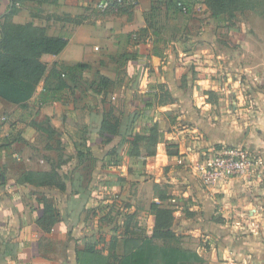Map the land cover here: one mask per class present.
I'll return each mask as SVG.
<instances>
[{"label": "crops", "instance_id": "0c3cea01", "mask_svg": "<svg viewBox=\"0 0 264 264\" xmlns=\"http://www.w3.org/2000/svg\"><path fill=\"white\" fill-rule=\"evenodd\" d=\"M95 1L0 0V23L31 22L67 40L59 55L40 60L46 76L56 69L69 86L44 91L42 83L24 107L0 99V264H78V252L106 233L100 219L107 204L116 199L124 213L139 211L142 184L150 186V204L160 203L156 186L166 191L173 232L177 226L197 243L206 264H264V80L257 65L221 62L214 45L202 42L205 27L195 40L184 37L185 49L175 37L158 47L154 18L182 15L175 0H138L130 14L99 13ZM181 1L189 20L214 21L206 0ZM146 19L152 26L134 44L130 35L147 28ZM77 63L88 69L72 82L68 69ZM222 67L231 68L230 78L217 75ZM103 77L110 84L98 89ZM117 104L118 132L104 133V116ZM153 126L161 134L155 155L130 154L131 136ZM237 146L255 152L259 168L203 187L197 163ZM52 170L61 187L21 181Z\"/></svg>", "mask_w": 264, "mask_h": 264}, {"label": "trees", "instance_id": "16d2710c", "mask_svg": "<svg viewBox=\"0 0 264 264\" xmlns=\"http://www.w3.org/2000/svg\"><path fill=\"white\" fill-rule=\"evenodd\" d=\"M47 0H42L46 2ZM55 1V0H52ZM112 4H116L115 0ZM175 0L174 5L177 7ZM182 2V1H181ZM247 0H206V6L213 18L232 16L235 12L245 7ZM134 8L119 9V13L130 14ZM178 9V8H177ZM107 13V12H105ZM147 28L140 29L130 35L134 44L145 40L147 29L151 27L149 19H146ZM149 24V25H148ZM67 40L60 37H50L42 28L35 27L31 22L24 25L11 23L7 18L4 23H0V99L10 104L24 107L28 100L35 94L38 86L44 84V91L50 90L59 92L69 88L63 79L64 75L53 69L49 76L47 67L41 62L43 55H59L67 46ZM88 69L83 63H77L68 69L69 80L77 81L78 75ZM110 81L101 78L98 89H106ZM43 97V96H42ZM110 119V121H109ZM112 119V120H111ZM113 123V124H112ZM102 132L115 135L118 132V120L111 115L104 116ZM161 134L156 126L149 128L142 134L133 136L130 154L142 157L155 155L156 146L160 143ZM139 143H144L146 149L140 152ZM84 142L80 144L82 147ZM167 154H170L169 151ZM22 182L35 183L40 186L61 187V178L55 170L46 173H25ZM155 193L160 203H151L150 211L154 216L153 230L148 242L159 240L163 242V258L159 263H154L141 243L137 239H127L124 242L123 255L114 257L112 264H195L197 256L192 253L194 262L189 261L187 252L181 248L169 245L176 240L173 232L174 210L164 202L168 199L166 191L160 187H155ZM147 240V239H145ZM78 264H106L95 245H88L78 252ZM109 264V263H108Z\"/></svg>", "mask_w": 264, "mask_h": 264}, {"label": "rangeland", "instance_id": "374dc122", "mask_svg": "<svg viewBox=\"0 0 264 264\" xmlns=\"http://www.w3.org/2000/svg\"><path fill=\"white\" fill-rule=\"evenodd\" d=\"M208 11L211 15L209 9ZM181 14L182 15L175 13L170 17L159 14L158 17L154 18V25L155 28H158V38L160 39L157 43L158 47L165 48L166 44H168V39H173L175 37L177 38V44H180L185 49L184 37H191L192 40H195L193 38H195L196 33H198L197 31L205 27L208 30L202 38V42L204 44L214 45L212 47V49H214V54L221 62L224 60L232 62L231 59H233V61H242L243 64H246V62L253 63L257 65L255 71H257L258 77L264 80V0H247L245 7L235 12L232 16H224L217 19L211 16L214 21L209 17H201L199 19L192 17L191 20H189L190 18L186 16L187 13L184 15L183 13ZM194 14L197 13L195 12ZM196 20H198V22H196ZM188 25H190L192 32L186 36L184 30L181 34V28L187 27ZM196 55L197 54H192L191 56ZM228 68V71H226L222 67L221 72H218L217 75H220L224 80L230 78L232 71L230 67ZM241 81H244V79L242 78ZM117 91L118 89H116V92ZM162 100L166 101L167 98L163 96ZM116 107H118V104L110 108L112 117H116L113 114V109H116ZM79 120L82 121V118L80 117ZM2 123L7 124L8 120L4 119ZM132 139L133 136H131V140L128 141V147L130 149L132 146ZM138 146L140 151H145L146 146L144 143H139ZM85 162H87L85 163V167L90 169L92 163L88 160ZM117 163L120 162L112 159V164ZM143 171H145V169H143ZM146 176L148 177V175H144V177ZM140 188L142 191L140 192L141 207L139 211L137 209H131L129 212L124 213V211L121 210L122 203L114 199V202L107 204L110 206L109 210L105 212L104 216H102L103 218L100 219V221L103 222L102 226L105 227L106 233H104V237L99 236V239H97L94 244L98 250V255L102 257L106 264H112L114 257H121L123 255L124 242L127 239L139 240L142 248L147 251L154 263H159L163 258V242L159 240L148 242V238L152 234V222L154 221V216L149 209L151 198L147 193V190H150V186L142 184ZM175 236V242L169 245L177 246L186 251L187 254L183 256H187L192 263L194 262L192 253L197 256L195 264L207 263L204 256H200L196 253L199 248L197 243L186 238V236L179 231L177 226H175Z\"/></svg>", "mask_w": 264, "mask_h": 264}, {"label": "built area", "instance_id": "2783aa9c", "mask_svg": "<svg viewBox=\"0 0 264 264\" xmlns=\"http://www.w3.org/2000/svg\"><path fill=\"white\" fill-rule=\"evenodd\" d=\"M96 0L94 9L99 13H119L122 8H135L138 0ZM178 10L186 14L188 6L185 3L177 2ZM4 121V119H3ZM260 160L250 149L244 147L223 148L211 156L205 157L195 167V174L203 187H212L220 180H232L247 178L259 168Z\"/></svg>", "mask_w": 264, "mask_h": 264}]
</instances>
